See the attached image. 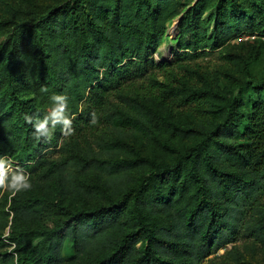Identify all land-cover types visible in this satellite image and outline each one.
<instances>
[{
    "label": "trees",
    "instance_id": "1",
    "mask_svg": "<svg viewBox=\"0 0 264 264\" xmlns=\"http://www.w3.org/2000/svg\"><path fill=\"white\" fill-rule=\"evenodd\" d=\"M262 37L264 0H0V158L32 185L0 188V264L264 258ZM53 95L74 133L37 138Z\"/></svg>",
    "mask_w": 264,
    "mask_h": 264
},
{
    "label": "clouds",
    "instance_id": "2",
    "mask_svg": "<svg viewBox=\"0 0 264 264\" xmlns=\"http://www.w3.org/2000/svg\"><path fill=\"white\" fill-rule=\"evenodd\" d=\"M51 99L53 106L48 113L42 119H35L34 129L37 138L50 139L52 131L57 125L61 126V131L65 136L72 135L74 129L72 118L68 115L67 97L65 95H53ZM24 119L28 123H33L34 117L25 114ZM31 186L29 174L23 168L13 169L10 161L0 158V188H7L15 193L28 190Z\"/></svg>",
    "mask_w": 264,
    "mask_h": 264
},
{
    "label": "rangeland",
    "instance_id": "3",
    "mask_svg": "<svg viewBox=\"0 0 264 264\" xmlns=\"http://www.w3.org/2000/svg\"><path fill=\"white\" fill-rule=\"evenodd\" d=\"M182 13L176 16L172 19L171 22L167 24L166 33L163 39L162 44L159 46L157 51L153 53V57L156 61H168L172 62L174 60V57L178 52H180V49H178V41L179 38H182L184 41L188 40L189 33L187 31V28L182 29L179 26V21L181 20ZM254 36H251L253 38ZM247 37H236V39L231 40L227 45L230 46L232 44H236L238 46L240 45V41H245ZM264 39V37H262ZM245 46V44H243ZM241 48V47H240ZM209 53L205 54L204 56L199 58V62L203 66H207L208 68H213V66H216V64H219V61L217 60V54ZM253 73L254 75L260 80L262 77H264V56L261 57V60L257 62V64L253 67ZM257 84L256 82L254 83ZM4 159L11 162L12 168H17L16 162L11 160L8 157H4ZM230 245H227L224 249H221L219 251V254L223 253L225 249H228ZM239 264H264V258H262L260 255L255 256H246L244 260Z\"/></svg>",
    "mask_w": 264,
    "mask_h": 264
}]
</instances>
